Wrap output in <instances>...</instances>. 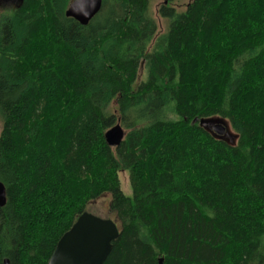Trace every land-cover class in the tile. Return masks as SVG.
Here are the masks:
<instances>
[{
    "label": "trees",
    "instance_id": "trees-1",
    "mask_svg": "<svg viewBox=\"0 0 264 264\" xmlns=\"http://www.w3.org/2000/svg\"><path fill=\"white\" fill-rule=\"evenodd\" d=\"M173 1L163 33L150 0H103L87 25L71 0L0 14V264H48L106 193L103 264H264V0Z\"/></svg>",
    "mask_w": 264,
    "mask_h": 264
},
{
    "label": "water",
    "instance_id": "water-1",
    "mask_svg": "<svg viewBox=\"0 0 264 264\" xmlns=\"http://www.w3.org/2000/svg\"><path fill=\"white\" fill-rule=\"evenodd\" d=\"M22 5L24 0H17ZM103 0H72L66 15L87 25L101 10ZM205 127L221 139L235 143L237 136L230 132L227 120L221 117L201 119ZM110 146H119L125 137V130L116 123L105 134ZM6 187L0 181V208L5 206ZM117 222L88 211L82 213L75 223L59 239L48 264H103L110 254L113 241L119 237ZM9 264V260H5Z\"/></svg>",
    "mask_w": 264,
    "mask_h": 264
},
{
    "label": "rangeland",
    "instance_id": "rangeland-1",
    "mask_svg": "<svg viewBox=\"0 0 264 264\" xmlns=\"http://www.w3.org/2000/svg\"><path fill=\"white\" fill-rule=\"evenodd\" d=\"M190 0H174L171 5L176 8L178 11H183V9L186 7V5L189 3ZM165 0H150V11L151 14L154 16V18L157 21L158 25V32L163 33L165 30H167L168 22L169 20L162 17L159 14V8L162 4H164ZM19 6V2L17 0H0V14L5 11H10L12 9H15ZM146 77V67L143 63L138 74V82L144 80ZM229 124V129L232 132V129ZM2 127V121L0 119V130ZM234 133V132H233ZM120 179H121V188L126 194H131V186L129 181V175L126 171H122L120 173ZM110 199L111 195L109 193H106L102 197L92 201L87 211L90 213H93L98 216L106 217V218H112L114 219V214L110 211Z\"/></svg>",
    "mask_w": 264,
    "mask_h": 264
},
{
    "label": "bare ground",
    "instance_id": "bare-ground-1",
    "mask_svg": "<svg viewBox=\"0 0 264 264\" xmlns=\"http://www.w3.org/2000/svg\"><path fill=\"white\" fill-rule=\"evenodd\" d=\"M165 3H166V4L169 3V0H165ZM78 22H79V21H78ZM79 23H80V22H79ZM80 24H81V23H80ZM82 25H83V24H82ZM201 119H206V118H201ZM201 119H200V120H201ZM200 120H198L199 123H200ZM231 129H232V133L235 132L233 128H231ZM229 130H230V129H229ZM107 131H108V130H107ZM107 131H106V132H107ZM230 132H231V131H230ZM105 134H106V133H105ZM105 138H106V137H105ZM106 141H107V140H106Z\"/></svg>",
    "mask_w": 264,
    "mask_h": 264
}]
</instances>
